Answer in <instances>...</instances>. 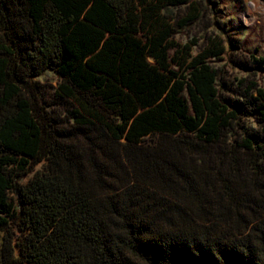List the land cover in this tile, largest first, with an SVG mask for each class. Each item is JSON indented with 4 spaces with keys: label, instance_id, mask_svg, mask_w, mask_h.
<instances>
[{
    "label": "trees",
    "instance_id": "16d2710c",
    "mask_svg": "<svg viewBox=\"0 0 264 264\" xmlns=\"http://www.w3.org/2000/svg\"><path fill=\"white\" fill-rule=\"evenodd\" d=\"M196 4L0 0V264H264V84L233 135L223 39H175Z\"/></svg>",
    "mask_w": 264,
    "mask_h": 264
},
{
    "label": "rangeland",
    "instance_id": "374dc122",
    "mask_svg": "<svg viewBox=\"0 0 264 264\" xmlns=\"http://www.w3.org/2000/svg\"><path fill=\"white\" fill-rule=\"evenodd\" d=\"M198 19L178 30L175 39L180 43H195L193 53L207 46V38L221 37L226 53L211 66L218 72L219 95L239 107V126L232 124L230 132L240 137V130L254 131L256 126L250 107L240 93V81L257 80L264 84V62L255 61L264 56V3L260 0H196ZM171 15L180 18L187 13L184 7L171 9ZM40 99L46 110L63 117L64 103L54 91L59 82L57 74L44 70L34 78Z\"/></svg>",
    "mask_w": 264,
    "mask_h": 264
}]
</instances>
